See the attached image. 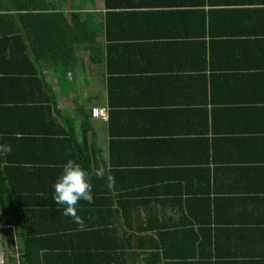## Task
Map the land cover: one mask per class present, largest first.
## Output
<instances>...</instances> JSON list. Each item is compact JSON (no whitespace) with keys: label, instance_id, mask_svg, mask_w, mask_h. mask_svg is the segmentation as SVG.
Returning <instances> with one entry per match:
<instances>
[{"label":"crops","instance_id":"1","mask_svg":"<svg viewBox=\"0 0 264 264\" xmlns=\"http://www.w3.org/2000/svg\"><path fill=\"white\" fill-rule=\"evenodd\" d=\"M49 1L56 12L75 13L101 30L91 52L94 62L89 57L92 43H77L74 71L60 75L49 68L42 70L58 109L74 122L82 143L84 123L88 124L86 143L94 151L90 163L78 164L89 173L94 203L80 201L77 212L85 225L92 227L86 231L96 234L92 243H117L122 245L117 254L127 256L122 264H145L146 251L136 248L137 235L134 237L127 224L143 227L208 223L220 227L218 240L224 263L264 264V0H130L148 3L147 8L116 12H141L137 18L140 24H122L115 27V32H141L150 40L116 45L139 49L131 55L124 54L121 61L116 56L114 69L126 70L116 77H108L105 67L104 0ZM179 10L189 12L185 24L165 22ZM3 21L0 28L20 32L16 28L20 27L19 19L17 26L14 22L3 25ZM177 28L179 33L192 34L195 40L204 32L205 83L195 77L200 73L194 69L193 56H175L173 46L162 43L165 35ZM10 36L14 35L7 38ZM4 43L2 50L9 52ZM12 45L17 51L18 46ZM195 45L196 41L192 46ZM99 58L101 62H97ZM2 62L6 63V58ZM139 64L147 73L129 71ZM174 65L190 67L195 73L185 71L176 80V75L165 70ZM94 107H107L113 113L117 134L109 130V114L107 121L91 117ZM168 110L207 111L208 133L203 123L205 115L183 121L166 114ZM16 126L28 131L42 127L27 121ZM34 145L37 146L31 148L28 143L13 156L18 160L16 164L24 166L15 170L13 183L17 193L30 202L33 218L28 224L40 233H52L53 229L75 232L78 225L64 215V206L55 203L53 187L62 174L64 161L74 158L70 152L59 150L50 136ZM111 156L117 169L112 176L114 186L109 188L106 178L113 170ZM32 164L38 165V170L28 175L24 169ZM97 169L105 171V179L95 176ZM120 203L125 209L120 208ZM0 224L3 240L9 225L1 218ZM104 228L106 240L99 237ZM13 229L17 232L16 226ZM150 233L153 232L147 234ZM223 254L229 258L224 259ZM7 261L3 243L0 264Z\"/></svg>","mask_w":264,"mask_h":264},{"label":"trees","instance_id":"2","mask_svg":"<svg viewBox=\"0 0 264 264\" xmlns=\"http://www.w3.org/2000/svg\"><path fill=\"white\" fill-rule=\"evenodd\" d=\"M147 5L148 3H134L130 0H126V2L104 0V7L107 11L104 15L103 29L106 41L105 67L108 77H116L120 75L121 71H126L114 69L117 55L120 60L125 57L124 54L131 55L139 50L116 45L130 41H136V44H139L150 40L149 35L141 32H115V27L122 24L126 27L139 25L140 19L137 18L141 15V12L122 13L116 12V10H136L147 8ZM188 13L179 10L173 13L174 15L169 21L165 20V22L175 25L185 24ZM18 19L20 27L16 28L20 32H12L11 29L7 31L6 27L0 28V144L11 145V152L8 156L0 159V218L9 225L3 233L7 264L125 263L127 261L126 254H117L116 252L117 249H121L122 245L115 243L114 246H108L105 243H92L95 241L96 234L93 231H86V229L92 228L90 226L86 225L83 231H80L77 226V231L69 233H63L61 229H53L52 233H40L34 226L28 224V221L33 218V211L30 210L28 206L30 202L28 203L26 197H21L15 189L13 174L15 170H22L24 166L15 163L18 160L13 159L14 154L21 148H26L28 143L31 148H35L37 145L34 144H40L46 136H50L51 140L55 141L59 150L70 152L75 162L83 166L90 163L91 154L94 151V148L89 145L87 151V135H85L88 130L87 122L84 123L82 143L74 122L63 116L58 109L56 98L42 75V70L49 68L60 75L74 71L75 44L77 43H92L89 45V57L90 61L94 62L91 52L95 47L93 44L96 42L98 32L101 30L93 28L94 24L90 25L87 21H82L80 16L75 13L56 12L54 5L49 0H0V21L4 20L3 25L11 26L14 22L17 26ZM203 21L204 18H202ZM127 22H130L129 25L126 24ZM26 23L29 25V29L25 27ZM8 35L14 36L7 38ZM191 35L187 32L179 33L177 28L174 33L166 34V38L161 41L173 46L172 52L175 56L179 54L182 57L191 58L190 56H193L197 66L194 69L198 71L196 73H200L195 77L202 79L205 83L207 66L204 32L201 33L202 36L198 40L191 38ZM195 41L197 45L194 47L192 45ZM3 42L7 44L9 52L2 50ZM12 43L18 46L17 51ZM4 58H6V63L2 62ZM44 59L48 62H41ZM99 61L101 62L102 58L97 60V62ZM138 66L142 65H135L129 71H134L132 73H138V75L147 73V69ZM189 69L191 68L174 65L165 70L170 75H176L175 79L178 80L181 78L178 77L180 73L185 71L195 73L192 72L195 70ZM111 102L112 94L109 90V106L112 105ZM172 108L174 107L172 106ZM166 112H168L166 114L183 121L194 118L196 115H199L200 119L205 115L203 123L206 132L209 131L207 111L206 114L203 111L195 112L193 110H168ZM108 114L109 130L111 134L115 135L117 133H115L112 124L113 113L109 112ZM23 121L42 127L28 131L25 127L16 126ZM110 146L112 151V143ZM66 162L64 161V164ZM114 163V157L111 156L110 164H112L113 170L107 177H112L115 174L117 167L114 166ZM37 167L38 165L34 167L32 164L28 167L29 169L25 168L24 170L28 171V175H33L36 172L33 170H38ZM122 197L124 194L120 198ZM20 205L23 206L22 209L19 208ZM120 208H124V204L120 203ZM124 209L122 211H125ZM13 226L17 227V232L14 231ZM126 226L132 228L134 237L137 235L136 248L146 251L144 254L145 264H232L224 263L225 260L222 261L221 244L218 240L220 227L210 226L208 223L195 226L194 224L183 226L145 225L143 227L127 224ZM105 228L99 234V237L104 240L108 237ZM149 232L153 233L147 234ZM85 241L90 243L87 245ZM49 242L54 245H49ZM91 243L92 245H90ZM223 256L226 260L229 258L226 254Z\"/></svg>","mask_w":264,"mask_h":264},{"label":"clouds","instance_id":"3","mask_svg":"<svg viewBox=\"0 0 264 264\" xmlns=\"http://www.w3.org/2000/svg\"><path fill=\"white\" fill-rule=\"evenodd\" d=\"M10 152L11 145L0 144V159L6 158ZM94 174L99 179L106 178L103 169H97ZM107 180L110 182L108 187H113L114 178L108 176ZM53 187L55 203L64 206V215L70 217L72 222L78 225V229L83 231L86 227L85 221L78 215L77 208L82 200L89 204L94 203L89 173L74 160L69 159L63 165L62 174Z\"/></svg>","mask_w":264,"mask_h":264},{"label":"built area","instance_id":"4","mask_svg":"<svg viewBox=\"0 0 264 264\" xmlns=\"http://www.w3.org/2000/svg\"><path fill=\"white\" fill-rule=\"evenodd\" d=\"M108 113L107 107H94L91 109V117L102 121L108 120Z\"/></svg>","mask_w":264,"mask_h":264},{"label":"rangeland","instance_id":"5","mask_svg":"<svg viewBox=\"0 0 264 264\" xmlns=\"http://www.w3.org/2000/svg\"><path fill=\"white\" fill-rule=\"evenodd\" d=\"M83 2V1H82ZM3 247V240H2V235L0 233V249Z\"/></svg>","mask_w":264,"mask_h":264}]
</instances>
